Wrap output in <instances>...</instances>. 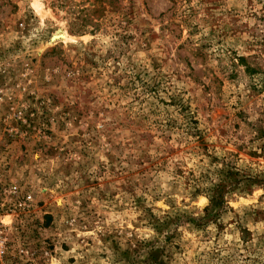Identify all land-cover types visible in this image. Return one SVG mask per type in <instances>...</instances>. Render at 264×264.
<instances>
[{
    "label": "rangeland",
    "instance_id": "rangeland-1",
    "mask_svg": "<svg viewBox=\"0 0 264 264\" xmlns=\"http://www.w3.org/2000/svg\"><path fill=\"white\" fill-rule=\"evenodd\" d=\"M0 264H264V0H0Z\"/></svg>",
    "mask_w": 264,
    "mask_h": 264
},
{
    "label": "trees",
    "instance_id": "trees-1",
    "mask_svg": "<svg viewBox=\"0 0 264 264\" xmlns=\"http://www.w3.org/2000/svg\"><path fill=\"white\" fill-rule=\"evenodd\" d=\"M223 200L224 199H223V196L221 194L220 195H217L216 197H213L211 199L212 206H214V207H221L224 204V201Z\"/></svg>",
    "mask_w": 264,
    "mask_h": 264
},
{
    "label": "built area",
    "instance_id": "built-area-1",
    "mask_svg": "<svg viewBox=\"0 0 264 264\" xmlns=\"http://www.w3.org/2000/svg\"><path fill=\"white\" fill-rule=\"evenodd\" d=\"M27 200H31V196H28Z\"/></svg>",
    "mask_w": 264,
    "mask_h": 264
},
{
    "label": "bare ground",
    "instance_id": "bare-ground-1",
    "mask_svg": "<svg viewBox=\"0 0 264 264\" xmlns=\"http://www.w3.org/2000/svg\"><path fill=\"white\" fill-rule=\"evenodd\" d=\"M62 38H65V36L63 35Z\"/></svg>",
    "mask_w": 264,
    "mask_h": 264
}]
</instances>
